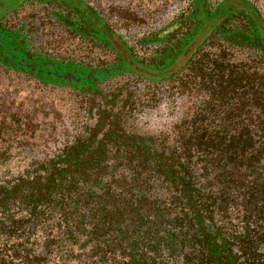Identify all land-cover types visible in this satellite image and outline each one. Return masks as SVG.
Instances as JSON below:
<instances>
[{
  "label": "trees",
  "instance_id": "obj_1",
  "mask_svg": "<svg viewBox=\"0 0 264 264\" xmlns=\"http://www.w3.org/2000/svg\"><path fill=\"white\" fill-rule=\"evenodd\" d=\"M227 1L246 6L219 12ZM26 5L114 58L48 49L33 11L10 18ZM130 41L86 0H20L0 16V76L43 91L0 122V264H264L263 13L188 0ZM63 92L65 118L36 133ZM166 94L178 110L145 127ZM33 134L48 147L26 151Z\"/></svg>",
  "mask_w": 264,
  "mask_h": 264
},
{
  "label": "rangeland",
  "instance_id": "obj_2",
  "mask_svg": "<svg viewBox=\"0 0 264 264\" xmlns=\"http://www.w3.org/2000/svg\"><path fill=\"white\" fill-rule=\"evenodd\" d=\"M20 0H0V16L8 12L15 4ZM93 7H95L102 16L107 20L110 28L114 32L122 33L125 35L127 40L130 43L135 44L137 37L150 29H160L165 24L171 21V19L188 3V0H86ZM257 7H259L261 13L264 15V0H250ZM246 6L242 1H227L225 5L220 6L218 11L222 12L227 6ZM123 8V10L121 9ZM34 6L26 5L25 9L18 11L14 17L11 19H22L23 13L28 11H33L35 13L34 23L37 34V40L45 44V46L59 53H70L69 56H73L77 60L82 61H98L99 60H109L111 61L114 58V54L111 52H99V48L92 47L84 44L77 38L68 36L66 32L62 29L54 26L51 23V20L44 16L42 12L33 10ZM248 9H251L248 7ZM199 15L202 14L201 8H198ZM223 12V13H224ZM8 14V13H7ZM222 13L218 16L207 19L204 26L199 30L198 35L190 44L189 49L191 50L194 46L198 45L208 29L212 26L214 22L220 19ZM129 38V39H128ZM185 55H182L177 61L174 69L177 68L180 64L183 63ZM0 122L2 119L6 121L10 120V116H14L15 113L26 112L33 108L32 101L35 100L38 102V99H41L43 91L39 88L34 90L33 87H30L27 82H12L9 80V77L0 76ZM17 81V80H14ZM56 94V93H55ZM66 94L63 92L60 96L55 97L54 104L55 107L51 108L43 105L41 108L42 113H48V116L45 117L44 122L39 121V129L36 133H39L41 128L45 129L48 133L49 124L48 122L55 123L54 127L56 128V123H60V118L52 119L54 112H61L62 118H65V112L70 108L66 100L62 101L59 97L63 98V95ZM54 95V94H50ZM167 98L163 101H160L155 109L147 115L144 120L146 121L145 127L156 129L158 127L169 124L170 119L178 110L180 99L175 98L169 94H166ZM45 100V99H44ZM57 101V102H56ZM68 108V109H67ZM168 111V114L166 112ZM143 120H141L142 122ZM45 123V126L44 124ZM12 127L15 126V123L11 124ZM23 125V123H21ZM35 134L31 138L26 136L24 142L27 144H32L34 150H26L29 152H35V149L40 151L45 145L48 147V143L51 142L50 138L52 135L47 136L46 142L35 140ZM24 143V144H25ZM31 155L26 152V157ZM17 159V157H15Z\"/></svg>",
  "mask_w": 264,
  "mask_h": 264
}]
</instances>
